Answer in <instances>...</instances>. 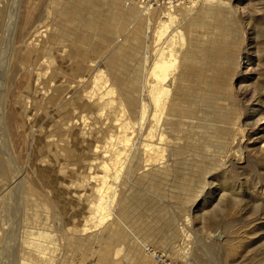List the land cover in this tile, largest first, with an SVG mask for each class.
<instances>
[{"label":"rangeland","instance_id":"374dc122","mask_svg":"<svg viewBox=\"0 0 264 264\" xmlns=\"http://www.w3.org/2000/svg\"><path fill=\"white\" fill-rule=\"evenodd\" d=\"M203 1L179 9L163 171L131 154L139 130L111 77L143 79L159 14L137 31L129 0H0V264H146L143 244L182 264H264V0ZM183 234L188 259L172 252Z\"/></svg>","mask_w":264,"mask_h":264},{"label":"bare ground","instance_id":"6f19581e","mask_svg":"<svg viewBox=\"0 0 264 264\" xmlns=\"http://www.w3.org/2000/svg\"><path fill=\"white\" fill-rule=\"evenodd\" d=\"M219 1L220 0H204L202 3L204 6L208 5V7L212 8V6L218 4ZM128 4L129 7L136 12V13L134 12L135 17L138 16L137 18V20H139L138 27L140 28L137 29V31H140V29L143 28L144 19L140 17L142 12L144 13L145 16H148L145 19L148 18L151 19V16H155L157 13L159 14L160 21L158 22L156 29L152 23L153 21L148 22L149 26H148V31H146L147 33L145 32V37L149 39L151 37V34L154 33L156 42L157 43L162 42V43L159 49L156 48L157 49L155 50L156 52L152 54L148 53L150 55L146 56L147 63L150 64V67L147 69V71L144 70V73L145 72L146 73L142 80H140L139 77L135 76L133 77L134 79L132 80V82H128L127 79H130L131 77L126 78V74L123 72L121 73L115 72V74L111 75L112 81L115 80L114 82H116L117 85L114 82L113 83L120 90L119 92L121 94V99H122V101L120 100V105H121L120 108L121 107H123V109L126 107L128 108L129 111V114L127 116V121H129L128 125H131L132 122V126L139 130L137 141H133L132 143H130V139L127 137L128 135L127 130L124 131V133L126 134L124 139L126 140L125 142L127 144L130 143V145L132 146L131 154L135 155L141 153L146 158L150 156V160L154 162H160L161 165L158 167V170L168 171L169 167L166 168V163L168 162L169 155L172 152V148L174 147L173 141H174V137L177 136V134L174 132H169L167 128L168 126L171 125V121H172L171 105L173 101L176 102L177 96L180 95L179 90L181 87V83L183 81L182 79L184 74V64H182L181 60L183 54H185L184 50L186 48L184 49V47L186 45V39L181 34V30H179L181 23L179 18L181 14L179 12L181 11L176 10L173 12L171 10H162V11L148 12L142 9L141 7H139V5H137L133 0H129ZM197 4L198 3H195L194 5H192V7H194ZM149 46L150 45H148V47ZM139 80L142 83L141 85L139 84L140 82ZM95 84H96L95 86L98 87L96 82ZM133 86H135V88L136 87L139 88V90L137 91L140 94L138 95V97L136 96L135 99L134 98L130 99L129 96L133 95L134 93L130 91H133V89H135ZM105 87L106 85L104 86V88ZM115 93H116L115 88H111L110 90H107L104 97L107 95H113ZM104 97H101V100L98 101L103 110L106 109V104L103 105L101 104V101L103 102ZM134 100L135 103L132 102ZM122 102H125L126 107L122 106L123 105ZM110 105L113 106V104ZM245 136H246L245 132L241 131V136L239 137V142L237 143V147L235 150L238 153V154L236 153V155H238V157L240 158L241 156H243L240 149L244 143V138H246ZM129 166L127 168L129 170H132L134 167L143 168V166L139 164L131 165L130 167ZM115 199L113 201L111 200L109 203L105 202L104 204L98 207L97 209L98 214L102 216L101 219H103V221L113 216ZM182 237L183 240L181 244L172 247V252L176 251V253H180V257L188 259L190 257L188 256L189 253L188 250L190 249L188 246L185 245L186 243L185 237L187 236L183 234ZM142 246L144 248V251H148L149 252L148 254L150 255L144 257L146 259H144L145 261L144 260L143 261L146 262V264L150 262L152 263L151 258L154 257L153 253L157 251H154V249L153 251L148 249V247H150L148 244H146L145 246L143 244ZM36 250L38 253L40 251L41 254H43L44 256V258L43 257L42 258L46 260L45 254H52L54 247L45 249L43 247V244H37ZM164 251L162 250V252Z\"/></svg>","mask_w":264,"mask_h":264},{"label":"built area","instance_id":"2783aa9c","mask_svg":"<svg viewBox=\"0 0 264 264\" xmlns=\"http://www.w3.org/2000/svg\"><path fill=\"white\" fill-rule=\"evenodd\" d=\"M142 9L153 12L162 10L176 11L183 7H189L195 3H199L201 0H133ZM155 264H182L165 252H154Z\"/></svg>","mask_w":264,"mask_h":264}]
</instances>
